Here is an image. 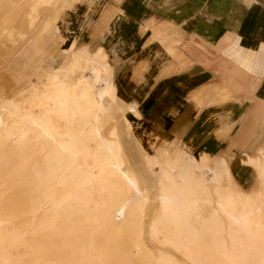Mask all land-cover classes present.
Segmentation results:
<instances>
[{"label":"bare ground","instance_id":"bare-ground-1","mask_svg":"<svg viewBox=\"0 0 264 264\" xmlns=\"http://www.w3.org/2000/svg\"><path fill=\"white\" fill-rule=\"evenodd\" d=\"M106 67L104 55L71 50L38 94L0 98V191L8 189L9 206L0 212L9 223L0 228V241L18 229L10 222L19 218L23 234L30 231L35 201L55 189L57 199L74 196L75 210L51 236L88 234L84 250L104 253L107 264H170L144 244L146 190L127 168L116 129L107 138L102 131L101 121L112 114L106 99H115ZM127 110L140 117L136 106ZM123 118L132 129L129 116ZM187 153L164 165L146 156L163 187V213L152 221L151 237L193 264H264V148L242 161L259 181L252 193L241 189L228 160ZM204 207L211 214L202 220ZM56 255L57 264H92L76 245L75 258Z\"/></svg>","mask_w":264,"mask_h":264},{"label":"crops","instance_id":"crops-1","mask_svg":"<svg viewBox=\"0 0 264 264\" xmlns=\"http://www.w3.org/2000/svg\"><path fill=\"white\" fill-rule=\"evenodd\" d=\"M78 2L90 13L78 27L82 46H78V39L66 46L70 39L64 38L56 25L48 26L49 22L36 33L33 31L29 44L47 35L45 39H49L50 33L55 32L59 34L56 40L64 41L65 61L71 50L106 56L114 103L119 81L123 98L128 100L125 108L136 106L140 114L136 119L143 118L147 126L161 130V136H184L190 149L201 145L198 153H211L217 162L228 160L233 172L232 159H237L240 167L248 168L242 162L245 155H256L264 148V142L253 153L244 151L232 156L225 153L230 143L249 146L254 141L239 142L238 126L233 127L230 140H220L219 133L224 135L230 125L241 119L248 126L247 130L243 126L241 135L252 136L249 127L256 120L258 129L264 132V0ZM111 15L116 18L113 23L108 20ZM94 34L99 43L92 52ZM166 39L181 44L171 46ZM20 50L21 46L16 45L4 57L3 66H22L17 59ZM114 58L118 63H111ZM62 66L48 74L47 82ZM9 72L0 71V96L22 81V73ZM138 105L143 106L142 111ZM226 119L229 124L221 122ZM257 136L258 133L253 137ZM250 171L256 177L255 171Z\"/></svg>","mask_w":264,"mask_h":264},{"label":"rangeland","instance_id":"rangeland-1","mask_svg":"<svg viewBox=\"0 0 264 264\" xmlns=\"http://www.w3.org/2000/svg\"><path fill=\"white\" fill-rule=\"evenodd\" d=\"M78 1L82 0H0V66L2 65L0 71L10 73V70L16 74L22 73V81L13 88L11 92L0 96V98L22 100L31 95L38 94L39 91L43 89L44 85L48 83V74L52 73L54 68L63 65L65 62V55L62 51L64 48V41L56 40V36H59V34L56 35L55 32H51L49 39H45L48 37L47 35L40 40L34 41V44H29L31 42L29 38L32 37L33 31L36 33L40 26L46 25L44 23L49 22L48 26L56 25L64 38L70 39L65 42L66 46L67 43L74 42L75 39L79 40L78 46L83 45L84 41H81L77 35L78 27L83 18L90 13H88L89 10L79 6L82 3L80 4ZM75 12L79 15L77 21L75 20ZM108 20L111 23L116 21L115 15L109 16ZM75 26H77L76 29ZM95 35L96 34L92 35L91 40L92 52L99 43L96 41ZM165 42L166 44H171V46H178L181 44V41L178 40L166 39ZM16 45L21 46L17 59L22 66L19 65L15 68L12 65L15 69L13 67L11 69L10 63H8L7 66H3L4 57L12 51ZM118 61L119 60L114 58L111 63L116 64ZM116 102L117 103H114V100L106 99L107 108L112 111V114L106 116V120H102L100 124H102V131L106 138L109 137V133L112 129H116L118 138L120 142L122 141V146L124 145V157L127 160V168L134 173L142 185V188L146 190V193L144 192V198L146 199V217L143 232L144 244L152 255L169 260L170 264H193L185 255L178 253L173 246H166L151 237L150 225L154 219L163 213L160 199L161 189L163 187L160 184L159 173L153 171L149 167L146 156H154L163 165L166 164L168 157L177 159L186 151H188V153L186 152L187 154H191V156L197 159L203 154H208L212 158V163H218L216 161L217 157L207 152L198 153L201 145H197L194 149H190V142L188 139L184 138V136L177 134L172 137L163 134V136H161V130H153L146 125L143 118L141 120L136 119V117L131 115L127 108H125L128 100L123 98L119 81ZM138 106L141 107L142 111L143 106ZM126 114L130 118L132 129L124 121L123 116ZM228 121L229 120L226 119L221 122L229 124L230 121ZM252 124L253 125L249 127L250 133L251 131L254 133L252 136L241 135L243 126H246L245 120L243 119L230 125L231 127L227 129L229 131H225L224 135L219 133L220 140H230L231 138H228L229 134L233 132V127L235 128L238 126L236 133L238 134L239 142L243 140L247 142L254 141V143L249 146L247 143L246 146L242 144L239 145L238 142L231 146L232 143H230V146L225 148L228 150L225 152L227 155L234 156L236 155L234 153L240 155V153L244 151L253 153L259 145H262L264 142V132L262 129H258L257 120L253 121ZM247 128L248 126H246V130ZM257 133L258 136L253 137ZM232 148L234 151H232ZM190 159L189 155L184 156L186 162H189ZM231 163L234 173L237 176H235L236 179L238 178L240 183L244 186V188L240 186L241 189L248 193L257 190L259 181L257 176L255 177L253 173H250V168L240 167L237 159H232ZM73 171H75V169H73ZM58 175L60 176L62 173ZM66 179H69V177H66ZM45 194L46 196L44 199L35 201V205L39 209H33L35 213L30 216V221L32 222L30 231L23 234L20 230L22 229V220L20 218L10 222L14 227L17 226L18 229L10 233L4 240L0 241V264H57L56 260H53V257H56L58 252L62 253V259L75 258V245L79 253L85 251L86 259L92 264H107V257L104 253L93 248L84 250L83 243L88 234L75 233L74 230L71 232L63 231L59 235H50L52 231L62 228L69 220V215L75 210V199L72 194L57 199L55 189L48 190ZM7 196L8 189H2V191H0V212L9 211V206L6 201ZM32 198L33 196L31 200L34 199ZM199 211L202 220L203 218H208L211 214V209L209 207L200 208ZM193 220L195 221L196 218L193 217L192 221ZM8 226L7 217L0 213V228Z\"/></svg>","mask_w":264,"mask_h":264}]
</instances>
